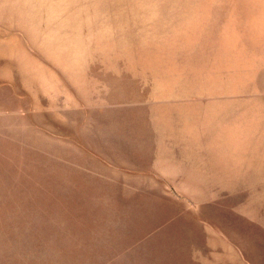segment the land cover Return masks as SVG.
<instances>
[{
  "label": "rangeland",
  "instance_id": "374dc122",
  "mask_svg": "<svg viewBox=\"0 0 264 264\" xmlns=\"http://www.w3.org/2000/svg\"><path fill=\"white\" fill-rule=\"evenodd\" d=\"M13 2L28 50L0 97V264H201L215 231L264 224V170L227 187L144 168L153 97L237 99L239 151L264 163V0Z\"/></svg>",
  "mask_w": 264,
  "mask_h": 264
},
{
  "label": "crops",
  "instance_id": "0c3cea01",
  "mask_svg": "<svg viewBox=\"0 0 264 264\" xmlns=\"http://www.w3.org/2000/svg\"><path fill=\"white\" fill-rule=\"evenodd\" d=\"M13 0H0V97L12 99L16 66L23 64L27 52L24 35H14ZM22 9V3L16 10ZM21 16V15H19ZM21 25V22H18ZM16 65V66H15ZM18 76V77H17ZM214 110L198 108L195 101L175 107L171 98L153 97L146 107L148 158L144 168L168 186H237L262 184L243 182L246 171L264 170L262 152L239 151L237 99H220ZM253 155V156H252ZM143 160L146 161V157ZM253 175V174H251ZM237 210H235V213ZM234 240L224 230L215 231L213 241H206L199 256L201 264H264V224L253 228L251 236Z\"/></svg>",
  "mask_w": 264,
  "mask_h": 264
}]
</instances>
